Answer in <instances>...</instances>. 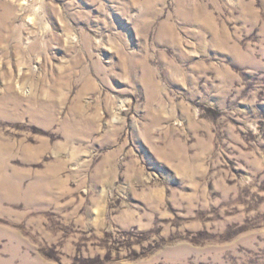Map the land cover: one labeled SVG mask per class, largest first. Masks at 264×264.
Masks as SVG:
<instances>
[{
	"label": "rangeland",
	"instance_id": "1",
	"mask_svg": "<svg viewBox=\"0 0 264 264\" xmlns=\"http://www.w3.org/2000/svg\"><path fill=\"white\" fill-rule=\"evenodd\" d=\"M0 264H264V0H0Z\"/></svg>",
	"mask_w": 264,
	"mask_h": 264
},
{
	"label": "bare ground",
	"instance_id": "2",
	"mask_svg": "<svg viewBox=\"0 0 264 264\" xmlns=\"http://www.w3.org/2000/svg\"><path fill=\"white\" fill-rule=\"evenodd\" d=\"M7 90H9V87L7 88ZM7 90H6V91H7ZM7 92L11 93V91H10V90H9V91H7ZM9 93H8V94H9ZM6 95H7V94H6Z\"/></svg>",
	"mask_w": 264,
	"mask_h": 264
}]
</instances>
